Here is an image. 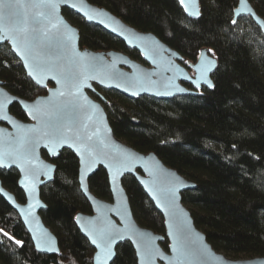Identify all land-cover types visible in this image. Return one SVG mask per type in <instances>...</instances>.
I'll list each match as a JSON object with an SVG mask.
<instances>
[{"label": "trees", "instance_id": "trees-1", "mask_svg": "<svg viewBox=\"0 0 264 264\" xmlns=\"http://www.w3.org/2000/svg\"><path fill=\"white\" fill-rule=\"evenodd\" d=\"M86 1L140 32L155 35L184 61L195 62L203 49L217 60L213 89H202L200 96L158 101L131 100L99 89L97 93L106 101L104 110L117 139L140 153L155 154L196 185L194 191L182 194V203L213 250L233 260L264 257V35L249 18L232 24L238 0H199L197 20L184 15L178 0ZM248 1L264 20V0ZM63 15L79 30L81 48L122 52L141 62L137 52L100 28L67 10ZM0 82L26 101L46 94L26 77L6 45L0 47ZM98 95L92 97L99 100ZM10 113L27 121L17 105ZM52 163L56 173L53 182L40 190L46 206L40 215L61 255L36 253L19 217L0 198V264H92L94 251L74 224L77 213L91 215L79 191L77 159L63 151ZM0 181L24 203L15 170H0ZM88 185L97 198L111 201L102 169ZM122 185L136 223L163 235V219L135 179L126 176ZM161 247L167 251L168 242ZM112 264H137L129 244L117 248Z\"/></svg>", "mask_w": 264, "mask_h": 264}, {"label": "water", "instance_id": "water-1", "mask_svg": "<svg viewBox=\"0 0 264 264\" xmlns=\"http://www.w3.org/2000/svg\"><path fill=\"white\" fill-rule=\"evenodd\" d=\"M178 1L188 19L200 17L199 0H184L183 4ZM25 3L36 6L20 10L19 19L27 18L28 34L35 29L46 47H21L19 53L13 50L11 41H0V47L9 48L26 77L46 94L26 101L9 93L0 82V129L3 130L0 131V170L17 172V186L24 195V203H19L1 181L0 198L19 217L35 252L46 256L61 255L57 239L40 215L46 210L40 190L54 180L56 166L52 161L61 152L69 151L78 162L79 191L91 209V215L77 213L74 224L94 251L92 264H112L117 248L126 243L131 246L137 264H264V257L233 260L212 249L182 203V194L194 191L196 185L165 166L155 154L140 153L117 139L104 110L106 101L97 93L99 89L131 100L148 97L158 101L200 96L203 88L213 89L211 76L218 62L210 52L203 49L195 62L184 61L155 35L132 28L106 9L86 0H51V4L49 0H25ZM64 10L100 28L128 50L137 52L141 62L122 52H94L81 48L79 30L65 18ZM88 16L93 19L88 20ZM242 18L251 19L264 35V20L248 0H244L243 5L238 0L233 12L236 22ZM15 23L14 20H0V30H7ZM37 52L40 58L34 59ZM24 58H27V67ZM92 64L95 67H91ZM116 72L124 75L115 78ZM70 73H75V79L66 78ZM125 88L128 91H124ZM93 95H98L99 100ZM13 105L20 108L26 122L10 113ZM26 141L34 142V147L27 152L21 147ZM99 169L107 176L110 202L97 198L89 189L88 181ZM126 176L135 179L162 217L163 235L136 223L122 185ZM175 180L181 183L176 185L172 200L165 196V191L171 187L169 182ZM180 220L185 222L188 243L193 250V255L187 258L173 251ZM105 233L119 234L125 239L105 245ZM93 239L100 247L92 243ZM165 241L168 242L167 251L161 247ZM146 246L155 253L154 259L146 254ZM200 251L203 255L198 254Z\"/></svg>", "mask_w": 264, "mask_h": 264}, {"label": "snow or ice", "instance_id": "snow-or-ice-1", "mask_svg": "<svg viewBox=\"0 0 264 264\" xmlns=\"http://www.w3.org/2000/svg\"><path fill=\"white\" fill-rule=\"evenodd\" d=\"M184 3V0H181V4ZM241 5H243L244 0H240ZM49 4H51V0H49ZM35 7V4L29 5L27 3H25V0H0V20H14L16 21V23L8 28L7 30H0V41H11L12 42V48L13 50H15L16 52L19 53L20 48L23 47L25 49L28 48H40V49H44L46 47V45L44 44V42L40 39L39 35L36 33V30L33 29L32 34L29 35L28 34V29H27V18L25 17L22 21L19 19L21 12L20 10L25 9L27 7ZM72 7H75V5H73ZM7 10V11H5ZM187 10V9H185ZM237 15L239 16V10L237 12ZM88 20H92L93 17L92 16H88L87 17ZM100 23H103V21H100ZM233 24L236 23L235 20L232 21ZM112 31H115V29H112ZM9 33H11V35H9ZM19 41V43H18ZM40 58V53L37 52L36 56L34 57V59H39ZM24 64L27 67L28 66V61L27 58H24ZM91 67H95L94 64L90 65ZM28 75H31V72L28 73ZM115 78H119L121 76H123V73H119L116 72L113 74ZM67 79H75V73H70L68 77H66ZM55 79V77H54ZM94 79V77H93ZM59 83V81H57ZM198 83V82H197ZM117 87H119V85H116ZM211 86V85H209ZM178 91H184L183 89H177ZM124 91H128V88H125ZM135 94V93H134ZM6 119V118H4ZM53 129L55 130L54 126H52ZM0 131H3L2 129H0ZM89 139H91V137H89ZM21 147L24 148V151H30L33 147H34V142L32 141H26L24 142ZM129 171H131V169H128ZM141 183H143V181H141ZM171 187H169L166 191H165V196L166 197H170L172 200H174L175 198V189H176V185L180 184L181 182L179 180H175V181H170L169 182ZM180 227L178 229V237H177V241H176V246L173 247V251L177 252L179 254L180 257L183 258H187L193 255V250L191 249L189 243H188V231L185 228V222L183 220L179 221ZM5 235H7V233H5ZM104 235V242L105 245L115 241L116 239H125L124 236H121L119 234H113V233H105ZM9 239H11V237H9ZM15 243L17 245L21 244V241L17 240L15 241ZM93 244H97V241L95 239L92 240ZM97 247H100L99 244H97ZM145 252L146 254L149 256L150 259H154L155 257V253L153 252V250L149 247L146 246L145 247ZM199 255H203V252L200 251L198 253ZM97 261L100 260V257L97 256L96 257Z\"/></svg>", "mask_w": 264, "mask_h": 264}, {"label": "rangeland", "instance_id": "rangeland-1", "mask_svg": "<svg viewBox=\"0 0 264 264\" xmlns=\"http://www.w3.org/2000/svg\"><path fill=\"white\" fill-rule=\"evenodd\" d=\"M238 260H243V259H238Z\"/></svg>", "mask_w": 264, "mask_h": 264}, {"label": "flooded vegetation", "instance_id": "flooded-vegetation-1", "mask_svg": "<svg viewBox=\"0 0 264 264\" xmlns=\"http://www.w3.org/2000/svg\"><path fill=\"white\" fill-rule=\"evenodd\" d=\"M253 5V4H252ZM254 7V6H253Z\"/></svg>", "mask_w": 264, "mask_h": 264}, {"label": "bare ground", "instance_id": "bare-ground-1", "mask_svg": "<svg viewBox=\"0 0 264 264\" xmlns=\"http://www.w3.org/2000/svg\"><path fill=\"white\" fill-rule=\"evenodd\" d=\"M204 89V88H203Z\"/></svg>", "mask_w": 264, "mask_h": 264}]
</instances>
